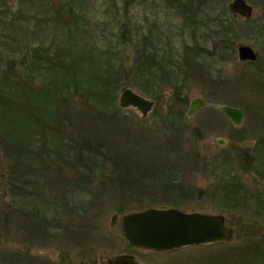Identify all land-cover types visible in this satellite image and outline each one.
I'll list each match as a JSON object with an SVG mask.
<instances>
[{"label": "rangeland", "instance_id": "rangeland-1", "mask_svg": "<svg viewBox=\"0 0 264 264\" xmlns=\"http://www.w3.org/2000/svg\"><path fill=\"white\" fill-rule=\"evenodd\" d=\"M229 1L180 0L183 9H176L174 0H0V78L8 66L6 56H13L12 72L16 69L19 75L20 54L32 47L39 52L47 47L51 54L58 48L63 52L64 48L75 46L71 48L75 54L84 48L89 52L87 67L90 55L96 57L100 50L110 51L108 54L114 51L120 57L116 66L129 69L135 49L144 43L158 48L165 46L180 63L171 84L155 96L128 85L121 73L123 82L117 89V107L118 92L124 86L141 92L155 103L146 117L132 108L121 109L118 118L124 120L120 124L125 132L121 133L122 137L126 141L134 138L143 148L149 146L143 140L145 136H153V140L155 137V143L169 142L167 149L149 148L150 152L148 148L139 150L135 146L142 165L152 160L151 166L157 168L154 173L137 176L138 183L130 188L115 187L117 181L113 183L105 178L102 181L106 189L100 187L103 173L96 169L87 173L72 157L69 161L56 157L61 151L51 150L49 137L44 144L48 147L44 155L35 153L39 152V145L34 148L35 156H30L34 172L28 174L24 162L30 159L23 154V161L15 168L17 156L8 154V141L0 134V264H49L63 256L69 259V264L79 261L107 264L111 257L127 252L143 264H264V61L259 66L239 61L236 46L250 44L263 60L264 50L247 22L231 19ZM250 1L258 16L262 11L260 3ZM220 11L221 18L231 28V38L225 39L233 43L235 52L229 54L223 48L220 56L209 55L212 37L204 34L208 31L203 23ZM69 31L72 37L68 36ZM201 50L205 51L201 53ZM124 54L129 56L130 67L126 66ZM131 76L134 75L128 78ZM35 81L41 83L39 78ZM73 92V87L63 92L73 118L71 128L66 127L70 132L66 136L77 139L80 132L74 124L76 112L84 107L73 102L69 96ZM193 96L241 108V124L234 125L212 107L200 108L188 117L186 110ZM13 99L8 104L7 99L0 102V123L8 134L10 114L6 117L1 109L9 108ZM33 116L38 118L37 110L28 118ZM45 122L51 124L48 119ZM172 122L181 136H177L175 126V129L166 126ZM33 133L38 135V129ZM25 138L31 143V137ZM218 138L224 142L217 143ZM249 146L250 164L241 168L235 152ZM161 153L163 163L156 158ZM90 175H93L90 188L80 187L84 182L86 185ZM78 184L79 188L75 186ZM43 186L56 197L50 207L40 203L37 197L22 194L42 190ZM165 190L171 194L163 197ZM92 201L89 212L88 203ZM38 206L42 208L40 212L35 211ZM148 206L222 213L226 224L233 228V237L228 242L163 253L136 249L122 238L120 218L126 212ZM38 249H44L45 255L38 254Z\"/></svg>", "mask_w": 264, "mask_h": 264}, {"label": "trees", "instance_id": "trees-1", "mask_svg": "<svg viewBox=\"0 0 264 264\" xmlns=\"http://www.w3.org/2000/svg\"><path fill=\"white\" fill-rule=\"evenodd\" d=\"M174 1L177 2L176 9H183L184 4H180V0ZM209 10L211 9L209 8ZM220 15L221 11L216 16L209 17L208 21L204 23L208 31V33H204L206 37L219 39L217 45H221V48L214 47L216 56L223 54V48L229 54L235 52L233 43L226 40L231 38L229 35L231 28L227 24L228 21L223 20ZM68 33V36H73L71 31ZM67 39L69 40L71 38ZM71 44L74 45V43ZM72 47L64 48L63 52L58 48L53 54L48 52L47 47L40 50V52L33 47L26 49L20 54L21 73L19 75L16 73V69L12 72L13 63L11 62L14 60L13 56L12 58L5 57V60L7 61L8 59L9 62L7 61L8 66L6 71L0 78V102L1 100L7 99L8 104L11 102V98H14L9 108L1 109L6 114V117L10 114L8 116L11 126L9 134L6 130H3V124L0 123V134L8 141V154L17 156V161L14 165L17 168L23 161L22 155L25 154L26 159H30V156L35 152L34 148L36 145H39L37 148L40 150L35 153L44 155L45 151L48 150V147L46 145L44 146V144L47 142V137H49L52 140L51 150H56V152L58 150L61 151V153L57 152L56 157H61L66 161H69V158L72 157V159L76 160L77 164L86 169L87 173L89 171L93 172V169H96V172L103 173L100 180V187L106 189L107 185L102 181L105 178L106 181L109 179L113 183L117 181L118 183L114 184L115 187L121 188L122 186L124 188H130L132 184L135 185L138 183L137 176L140 177L144 174L154 173L156 172L154 168H157V166L154 168L151 166L153 165L152 160H147V164L142 165L136 153L144 148H148L149 152V148L165 150L169 147V142L166 140L165 142H160L159 140L155 143V137L153 140V136H145L143 140H146L149 146L143 148L137 141L133 140L134 138H129L126 141V138L124 139L122 137L121 133L125 134V132L122 130L120 124L124 120L118 118L121 109L116 105L117 89L121 82H123L121 73L125 75V81L128 85H132L142 93L155 96L161 89L171 84L172 79L177 76V71L180 66L178 58L169 49H166L165 46L158 48L157 45L147 46L142 43V45H139L135 49L133 62L129 69L123 66H116L120 62L119 55H116L114 51L113 54H108L110 51L104 52L105 50H100V53L96 57L90 55L87 67L85 64L89 52L87 53L83 48L80 53L75 54L71 49ZM204 51L201 50V53ZM213 52L208 51V54L213 55ZM61 53L63 55H60ZM186 55L187 52L185 57ZM187 59L188 56L185 61ZM192 60H195L194 53ZM193 69L195 70L194 67ZM131 74L134 76L128 78ZM37 78L41 80V83H36L35 80ZM72 87L74 88V92L69 96L74 103L77 101L81 107H84L81 112H76V121L74 124L78 126V132H80L78 135L80 137L77 139L71 137V135L66 136L70 134V132L66 131V127L69 126L71 128L72 123L70 120L73 118L71 117L70 108L67 103L68 99L63 92L65 89L70 90ZM44 101L47 102L45 106L43 104ZM41 106L49 109L44 111ZM36 110L38 111V118L36 116H33V119L28 118ZM47 119L50 121V125H46L45 121ZM166 126L171 129H175L173 127L175 126L177 136H181V132L178 131L175 122ZM37 129L38 135H33V132ZM126 130L127 135H129L130 131L127 128ZM129 136L131 137V135ZM25 137H31V143ZM32 138H35L33 144ZM175 141L177 142V140ZM135 146L139 150H136ZM62 151H65V153H62ZM40 154H37L39 158L42 157ZM33 155L35 156V154ZM237 155L239 156V166L246 168L251 161V154L248 147L237 152ZM156 158L161 163L164 162L162 153L161 156ZM32 162V159H30V162H24V165L28 167V171H30L28 174L34 172L31 169V166L34 164ZM164 165L162 164V166ZM35 171L41 172V170ZM16 173L14 172V175ZM92 176L90 175L88 179L86 178V185L84 182L80 187L89 189V184L92 183ZM75 186L79 188V184ZM14 188L13 185L12 189ZM22 194H27L29 197H37L40 203L47 207L53 205L56 200V197L52 196V190L44 189V186L42 190H34V192L29 191L28 193ZM166 194H171L170 190H165L163 197ZM93 202L88 203L89 212H91ZM60 205L59 202V209ZM41 209V206H38L35 211L40 212ZM47 211L50 210L48 209ZM37 229L40 228L37 226ZM49 230L48 232L51 234L52 232Z\"/></svg>", "mask_w": 264, "mask_h": 264}, {"label": "water", "instance_id": "water-1", "mask_svg": "<svg viewBox=\"0 0 264 264\" xmlns=\"http://www.w3.org/2000/svg\"><path fill=\"white\" fill-rule=\"evenodd\" d=\"M228 10L236 17H249L252 6L245 0H231ZM237 56L241 61L256 59L253 49L243 43L237 44ZM130 67L129 56L123 55ZM117 104L121 109L132 108L146 117L154 107V101L131 87L124 86L118 92ZM214 107L225 114L234 125H240L243 111L237 106L208 102L201 96L189 100L186 115L190 117L203 107ZM223 139L218 138V143ZM122 238L132 247L162 253L189 245L228 242L233 228L226 224L222 213L184 211L176 207L148 206L126 212L120 218ZM108 264H141L132 254H118L108 259Z\"/></svg>", "mask_w": 264, "mask_h": 264}, {"label": "flooded vegetation", "instance_id": "flooded-vegetation-1", "mask_svg": "<svg viewBox=\"0 0 264 264\" xmlns=\"http://www.w3.org/2000/svg\"><path fill=\"white\" fill-rule=\"evenodd\" d=\"M245 1L252 6V11H251L250 16L249 17H245V18L244 17H241L240 18V17L234 16L231 13L230 14V17L232 19H241V20H244L245 22H247L249 24L247 26L248 29L250 30L251 33H254L256 35L257 39H259L260 43L263 45V50H264V0H256L257 2L260 3L259 5L262 7V11L259 12L258 16H255L254 4L250 0H245ZM253 17H256L257 19H255ZM210 40H212L211 46H210V51H214L215 53L213 52V55H216V51L214 50V47L217 46V48H221V45H217L218 43H217V40H216L215 37L211 38ZM243 44L248 45V46H250L253 49V51L256 53V59H254V60H244V61H241L240 60V61L241 62H244V63H249L252 66L253 65H256V64L259 66L260 65V62L264 61L263 60V57L260 56L258 54L257 50H255L250 44H247V43H243ZM236 51H237V46H236ZM259 70H260L261 73H263V71H262V69H260V67H259ZM238 137H240V136H238ZM221 141L224 142V140H221ZM226 141L227 140H225V142ZM216 142L218 143L217 140H216ZM248 148H250V146ZM239 149H237V151L235 152V154L237 152H239V151H242L244 149V147L239 148ZM212 187L213 188H216L215 186H212ZM197 246H200V245H189V246L180 247V248L175 249V250H179V249H182V248H192V247H197ZM171 251H174V250H171ZM149 252H151V251H149ZM166 252H170V251H166ZM38 254L45 255V250L44 249H42V250L41 249H38ZM121 254H132V253H128L127 252V253H121ZM132 255H134V254H132ZM134 257H135V259L138 262H140L139 259L135 255H134ZM47 263H49V264H69V259L66 256L65 257L63 256L62 258L57 259V261H49ZM79 264H83V262L79 261ZM107 264H108V261H107ZM141 264H143V263H141Z\"/></svg>", "mask_w": 264, "mask_h": 264}]
</instances>
